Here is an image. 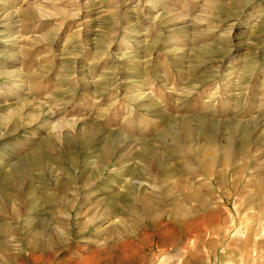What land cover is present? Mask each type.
<instances>
[{"label": "rangeland", "instance_id": "1", "mask_svg": "<svg viewBox=\"0 0 264 264\" xmlns=\"http://www.w3.org/2000/svg\"><path fill=\"white\" fill-rule=\"evenodd\" d=\"M0 264H264V0H0Z\"/></svg>", "mask_w": 264, "mask_h": 264}]
</instances>
